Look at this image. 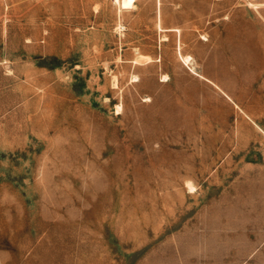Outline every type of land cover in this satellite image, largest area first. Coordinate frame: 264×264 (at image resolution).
<instances>
[{"label":"rangeland","instance_id":"374dc122","mask_svg":"<svg viewBox=\"0 0 264 264\" xmlns=\"http://www.w3.org/2000/svg\"><path fill=\"white\" fill-rule=\"evenodd\" d=\"M123 1L0 0V264H264V0Z\"/></svg>","mask_w":264,"mask_h":264},{"label":"bare ground","instance_id":"6f19581e","mask_svg":"<svg viewBox=\"0 0 264 264\" xmlns=\"http://www.w3.org/2000/svg\"><path fill=\"white\" fill-rule=\"evenodd\" d=\"M130 4H131V0H124V1H123V6H124V8H128V7H130ZM189 59H190V58H188V57L184 58V60H185L186 62H188Z\"/></svg>","mask_w":264,"mask_h":264}]
</instances>
